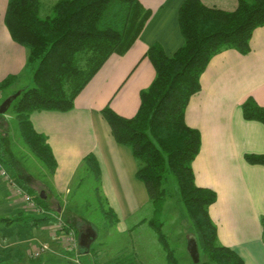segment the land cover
<instances>
[{"label": "crops", "instance_id": "0c3cea01", "mask_svg": "<svg viewBox=\"0 0 264 264\" xmlns=\"http://www.w3.org/2000/svg\"><path fill=\"white\" fill-rule=\"evenodd\" d=\"M184 1L140 0L151 15L139 38L125 54L113 53L108 58L76 97L74 108L36 110L31 114L34 127L47 137L57 168L54 172L44 169L47 177L44 181L29 172H24L22 179L33 196V190L43 195L46 203L38 204L60 215L67 227L74 230L78 242V228L64 218L66 210L60 197L70 191L84 164L88 172L91 171L86 162L90 155L99 162L98 180L102 179L107 187L110 208L118 221L133 216L150 202L145 184L136 176L138 160L128 146L116 141L102 110L110 106L125 117L137 113L141 91L148 88L156 76L155 67L146 55L147 49L160 43L171 56L184 43L179 24V10ZM201 1L209 7L231 11L237 8L239 0ZM8 2L0 0V81L16 75L10 87L14 88L27 69L28 50L12 38L6 26ZM251 43L252 50L248 54L231 48L213 56L201 76V90L188 104L186 121L202 135L201 150L192 163L195 182L218 194L217 200L209 206L210 216L217 225L218 243L233 249L245 264H264L261 224L264 165L251 164L245 159L247 153H264V124L247 120L242 109L249 96L264 106V26L255 30ZM7 168L12 173L11 167ZM1 217L14 221L0 222V264L7 257L6 250L16 243L25 246L30 241L50 244L51 250L46 253L52 256L47 257L46 263L72 262L75 250L65 242L68 230L61 229L54 216L51 221H36L44 217L43 214L30 209L21 198L12 196L0 178ZM96 237L97 232L90 249ZM8 256L13 257V264H34L38 259L29 256V262L23 261L18 251Z\"/></svg>", "mask_w": 264, "mask_h": 264}, {"label": "trees", "instance_id": "16d2710c", "mask_svg": "<svg viewBox=\"0 0 264 264\" xmlns=\"http://www.w3.org/2000/svg\"><path fill=\"white\" fill-rule=\"evenodd\" d=\"M42 8V0L8 2L5 23L12 38L27 48V68L33 70L34 80L32 87L20 89L11 107L23 141L54 172L55 155L45 134L34 127L31 114L36 110L73 109L76 97L108 58L113 53L123 55L133 46L151 14L140 0H57L52 5V15L46 16L41 14ZM179 24L184 43L174 54L167 55L160 43L147 49L156 76L141 91L137 113L125 117L107 106L102 114L116 141L128 146L138 160L136 176L145 184L157 211L163 209L170 195L166 187L169 174L175 177L178 198L189 219L188 229L197 240L200 254L207 256L202 264H245L233 249L218 243L217 225L209 213L218 194L195 182L192 163L201 150L202 135L188 125L186 110L191 98L201 90V76L213 56L231 48L242 54L252 50L253 34L264 26V0H239L231 11L209 7L201 0H185L179 10ZM16 79V75H10L1 80L0 90L10 87ZM242 109L247 120L264 124V106L255 97L249 96ZM5 115L0 114V119ZM0 137V160L10 167L1 131ZM245 159L264 165V153H247ZM86 162L98 179L100 165L96 157L90 155ZM12 173L30 192L23 173ZM34 198L39 204L46 203L41 194ZM104 212L112 224L118 222L110 207ZM43 216L36 221L54 219L51 214ZM13 221L0 218V222ZM149 222L155 227L169 264H179L168 234L162 230L163 222L157 216ZM71 224L78 227L77 222ZM261 224L264 237V215ZM70 228L65 226L67 232ZM78 244L80 251L91 250Z\"/></svg>", "mask_w": 264, "mask_h": 264}, {"label": "rangeland", "instance_id": "374dc122", "mask_svg": "<svg viewBox=\"0 0 264 264\" xmlns=\"http://www.w3.org/2000/svg\"><path fill=\"white\" fill-rule=\"evenodd\" d=\"M42 1L41 14L52 15V5L57 0ZM33 85V70L27 68L14 88L10 86L0 90V104L8 96L20 91L18 86L29 88ZM5 114L4 119H0V131L4 136L2 143L8 154L6 157L12 163L9 164L12 172H29L43 181L47 180L44 169L48 167L23 141L12 107ZM84 130L87 131L86 126ZM166 187L169 188L170 195L167 202L163 204V209L157 211L150 200L133 216L112 224L109 215L104 212L111 205V200L107 197V187L103 185L102 179L98 180L91 171L88 172L84 164L70 185V191L63 192L60 198L66 210L64 218L77 222L79 231L85 230L88 226L95 229L96 240L89 252L82 250L81 253L78 252V257L77 253L72 252L71 263L63 260L46 263L47 257L52 255L44 253L40 259L34 260V264H169L155 227L149 222L155 216L163 222L162 230L168 234L169 244L175 249L179 264H202L207 256L201 253L200 260L196 261L189 251V240L193 239L194 235L188 229L189 219L185 216L184 205L178 198V185L172 174L168 176ZM33 192L34 195H39L36 190ZM156 223L159 222L156 221ZM4 225L8 227L7 224ZM68 241L66 238L67 245ZM37 245L38 243L34 241L28 242L25 246L22 243H16L12 246L13 248L6 250L7 257L1 263L13 264V257L8 255L14 254L15 251L21 254L23 261L29 262L30 251Z\"/></svg>", "mask_w": 264, "mask_h": 264}, {"label": "built area", "instance_id": "2783aa9c", "mask_svg": "<svg viewBox=\"0 0 264 264\" xmlns=\"http://www.w3.org/2000/svg\"><path fill=\"white\" fill-rule=\"evenodd\" d=\"M0 178L6 183L8 188L10 189L12 196L14 197H19L21 198L28 206L30 209L33 211H37L40 214H51L53 215L56 220L59 222V225L62 227L61 229H65V222L63 221V218L60 215H57V213H54L53 211H49L48 209L40 206L37 202V200L34 198V196L19 182L15 179V177L12 175V173L9 171L7 166L0 160ZM68 238V245L71 247V249H74L75 252L77 253L78 257V240L75 237L74 230H70L67 234ZM51 250V246L47 242H40L34 250L30 251V257L31 258H38L40 257L43 253H46ZM77 250V251H76ZM77 262L79 259L76 260Z\"/></svg>", "mask_w": 264, "mask_h": 264}, {"label": "water", "instance_id": "95a60500", "mask_svg": "<svg viewBox=\"0 0 264 264\" xmlns=\"http://www.w3.org/2000/svg\"><path fill=\"white\" fill-rule=\"evenodd\" d=\"M20 93H21V91H17L13 95L8 96L0 104V114H5L9 110L13 101L19 96ZM42 197H43V195H42ZM89 230L92 231V233L89 234L88 236H84L83 234H81V235L79 234L80 245H83L86 247L90 246L91 240L96 235V233H95V229H93V228L92 229L90 228ZM189 251H190L191 255L195 258L196 261L200 260V258H199L200 257V251H199L198 243H197V240L195 237H193V239L189 240Z\"/></svg>", "mask_w": 264, "mask_h": 264}, {"label": "flooded vegetation", "instance_id": "af4514ba", "mask_svg": "<svg viewBox=\"0 0 264 264\" xmlns=\"http://www.w3.org/2000/svg\"><path fill=\"white\" fill-rule=\"evenodd\" d=\"M89 229H90V228L88 227L85 231H83V232L81 231V234H83L84 236H88L89 234L92 233V231H90ZM81 234H80V235H81ZM87 241H88V240H87Z\"/></svg>", "mask_w": 264, "mask_h": 264}]
</instances>
